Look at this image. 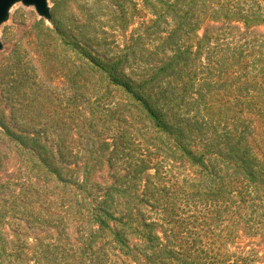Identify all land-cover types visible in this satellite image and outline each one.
I'll return each instance as SVG.
<instances>
[{
    "label": "trees",
    "instance_id": "trees-1",
    "mask_svg": "<svg viewBox=\"0 0 264 264\" xmlns=\"http://www.w3.org/2000/svg\"><path fill=\"white\" fill-rule=\"evenodd\" d=\"M52 2L0 65V264L264 263V0Z\"/></svg>",
    "mask_w": 264,
    "mask_h": 264
},
{
    "label": "rangeland",
    "instance_id": "rangeland-1",
    "mask_svg": "<svg viewBox=\"0 0 264 264\" xmlns=\"http://www.w3.org/2000/svg\"><path fill=\"white\" fill-rule=\"evenodd\" d=\"M48 1L52 8V0ZM43 20L51 25V20L41 16L34 5H26L22 1H17L11 6L7 19L0 25V39L3 43V47L0 49V65L5 62L12 50H21V48L26 49L27 60L32 64L39 65L42 62L36 52V36L39 28L37 24ZM1 110L9 112V106L5 99H2L0 112ZM12 153L10 147L0 141V182L14 170L16 160Z\"/></svg>",
    "mask_w": 264,
    "mask_h": 264
},
{
    "label": "water",
    "instance_id": "water-1",
    "mask_svg": "<svg viewBox=\"0 0 264 264\" xmlns=\"http://www.w3.org/2000/svg\"><path fill=\"white\" fill-rule=\"evenodd\" d=\"M17 1H22L26 5H34L41 16L51 20L52 11L48 0H0V25L7 19L11 6ZM2 47L3 43L0 39V49Z\"/></svg>",
    "mask_w": 264,
    "mask_h": 264
}]
</instances>
